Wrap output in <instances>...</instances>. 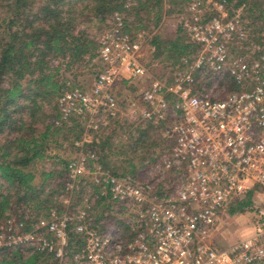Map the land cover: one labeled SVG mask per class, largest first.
I'll list each match as a JSON object with an SVG mask.
<instances>
[{"label": "built area", "instance_id": "obj_1", "mask_svg": "<svg viewBox=\"0 0 264 264\" xmlns=\"http://www.w3.org/2000/svg\"><path fill=\"white\" fill-rule=\"evenodd\" d=\"M227 7L226 0L188 3L180 23L196 50L167 80L149 82L145 33L113 15L96 37L101 71L90 90L67 83L57 98L54 125L76 119L84 126L72 144L65 208L28 231L14 215L0 218V260L18 253L44 256L40 264H264V203L247 208L251 235L227 249L211 242L231 205L264 194V47L242 29L241 10L229 13ZM124 80L146 84L119 98L115 87ZM226 87L228 93L218 96ZM119 117L165 123L170 148L146 165L153 170L146 181L95 165L91 172L96 154L85 146ZM86 176L89 183L82 181ZM81 186L85 195L73 211L71 197ZM96 197L108 204L104 216L113 215L126 229L93 226Z\"/></svg>", "mask_w": 264, "mask_h": 264}, {"label": "trees", "instance_id": "obj_2", "mask_svg": "<svg viewBox=\"0 0 264 264\" xmlns=\"http://www.w3.org/2000/svg\"><path fill=\"white\" fill-rule=\"evenodd\" d=\"M163 1L42 0L38 5L35 0H0V4L5 3L9 14L0 20V182L13 189L16 196L12 201L10 196L4 195L1 192L4 187L0 183V218L13 212L24 225V231H28L32 223L46 218L50 211L60 212L65 208L58 196L66 190L70 159L58 155L48 157L47 152L52 145L61 150L69 147L75 151L72 144L80 139L84 126L76 119L54 125L59 116L56 101L64 90L61 79L64 69L60 65L52 68L51 63L58 59L66 60L64 68L69 70L74 64L80 65L85 60L90 63L96 57V43L89 39L86 30L79 29L80 25H91L94 20L102 22L109 16L112 19L116 13L123 16L127 12V4L136 16L140 11L149 13L155 10V18L159 22ZM183 1L186 7L190 0ZM168 2L176 4L175 0ZM226 2L229 13L241 10L242 29L249 40L264 47V0ZM134 29L145 33L147 42L157 52V58L163 52L168 54L167 60L172 61L169 74L181 66L182 57H188L196 50L181 23L179 34L165 44L167 47L158 43V38L152 41L145 26ZM97 67L96 75L101 71V66ZM223 84L228 90L234 88L229 82ZM44 103L51 108V115H46L43 110ZM164 128L165 123L161 122L132 121L120 117L113 120L108 130L93 133V142L85 146L88 152L96 154L90 163L91 172L95 165L99 171L109 175L135 177L148 163L159 160L168 152L170 143L163 136ZM114 138H117L116 142ZM46 158L53 160L50 169L36 171L35 163ZM123 163L125 166L120 165ZM82 181L89 183L88 176ZM92 189L97 193L98 189ZM74 195L79 199L78 202L72 200L71 207L77 208L82 204L84 187L81 186ZM251 196L252 193L246 197V202L234 203L227 212L233 215L246 211L251 204ZM95 200V228L116 224L126 229L123 222L113 215L104 216L108 204L98 197ZM16 261L19 264H40L46 258L34 255L22 260L16 253L0 260V264H15Z\"/></svg>", "mask_w": 264, "mask_h": 264}, {"label": "rangeland", "instance_id": "obj_3", "mask_svg": "<svg viewBox=\"0 0 264 264\" xmlns=\"http://www.w3.org/2000/svg\"><path fill=\"white\" fill-rule=\"evenodd\" d=\"M38 2L39 5L42 0H35ZM192 0L188 1L190 3ZM263 1V0H262ZM182 2V4H180ZM174 5H171L168 0L163 1V11L161 14V20L157 22V19L155 18L156 11H150L148 14L144 11H140L138 16H136L134 13L135 11L132 9L130 5H126L127 12L123 14L126 21L131 26V29L134 28H140V27H146V29L150 32L152 41L154 38H158V43H162V45H165L167 42L173 41L177 35L179 34V24L180 21L185 17L186 9L185 7L186 2L183 0H175ZM187 3V4H188ZM5 3L2 2L0 4V20L2 18H6L9 16L6 8L4 7ZM135 6V4L133 5ZM186 8V7H185ZM111 22V16L104 19L102 22H97L94 20L91 25L88 23L80 25L79 29H84L87 31L89 39H92L96 43V37L97 35L104 31L108 25ZM258 25H261L260 22H256ZM1 28V27H0ZM97 46V43H96ZM166 46V45H165ZM168 46V45H167ZM166 46V47H167ZM164 47V46H163ZM161 51H159V54ZM157 52L155 51V48L151 45V43L147 42L142 50V62L146 66L148 73L150 77L145 79L146 82H149L152 79H158V80H167L169 78V70L171 68L172 61L167 60V53L161 54L159 58L156 57ZM87 59V58H86ZM88 60H85L82 64L77 65L74 64L70 67V69L66 70L64 67L66 65V60H55L51 63V67L55 68L56 66L60 65L61 69L64 70L61 71V79L62 84L65 85L69 83L71 86L80 87L84 90H90L91 86L93 85L96 77L99 75H96L98 71V65H100L97 61V49H96V57L92 59V61L87 63ZM136 83L131 84L127 81H123L122 83H119L115 87L116 95L119 98H125L129 96H134L138 90L139 87L142 85H145L146 83ZM128 83V85L126 84ZM25 85V82L22 83ZM129 86V88H128ZM64 91V90H63ZM227 87L226 89H223L221 91H218V96L222 97L225 94H227ZM57 102V101H56ZM43 110H45L46 115H51L52 110L50 107H48L47 104H43ZM57 112H58V106H57ZM117 138H114V142H116ZM66 146V144H64ZM55 155H58L59 157L66 158L67 160L72 159V157L75 156V151L70 149L69 147H66L64 149H58L54 145L50 147V150L47 152L48 157H53ZM53 163V160L50 158H46L42 162L35 163L34 169L36 171H41L42 169H50L51 165ZM122 166H125V164H120ZM32 166L29 167L31 169ZM153 173V170L151 169H142L138 171L137 175L135 177H138L142 181H146L150 178V175ZM2 186L4 188H1V192L4 193V195H8L11 197V200L14 201V198L16 197L14 194L13 189H8L5 185V183H2ZM56 187V183L53 182ZM70 197V194L65 190L63 191L60 196H58V200L61 201L63 204V199H68ZM72 200L75 202H78L77 195H72ZM76 198V199H75ZM11 201V202H12ZM96 200H92L93 205H95ZM246 202V198L242 199L241 202ZM264 203V194L262 193H254L251 196V204L250 205H259ZM65 206V204H63ZM80 208V206H78ZM79 208H72L73 211H76ZM95 213V211H94ZM6 215H14L13 212L6 213ZM94 217L95 214H94ZM252 216L248 213V211L243 212H237L233 215H230L227 211L224 212L222 215L220 221L217 224V229L214 234L211 236V242L214 246H216L217 249H227L231 245L239 242L240 240L248 237L253 232L252 230ZM219 235V237L217 235ZM215 236L219 238V240H215ZM221 240V241H220ZM26 257L22 258V260H25ZM42 262H47L42 261ZM15 264H19L18 261L15 262Z\"/></svg>", "mask_w": 264, "mask_h": 264}, {"label": "crops", "instance_id": "obj_4", "mask_svg": "<svg viewBox=\"0 0 264 264\" xmlns=\"http://www.w3.org/2000/svg\"><path fill=\"white\" fill-rule=\"evenodd\" d=\"M215 235H217V234H215ZM217 236L219 237V235H217ZM217 236H215V238H214L215 240H219V238Z\"/></svg>", "mask_w": 264, "mask_h": 264}]
</instances>
